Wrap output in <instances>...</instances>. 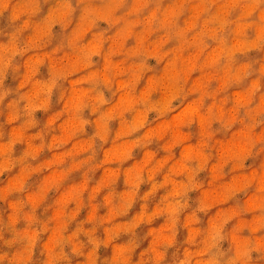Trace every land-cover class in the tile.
I'll list each match as a JSON object with an SVG mask.
<instances>
[{"label":"clouds","instance_id":"9594fccd","mask_svg":"<svg viewBox=\"0 0 264 264\" xmlns=\"http://www.w3.org/2000/svg\"><path fill=\"white\" fill-rule=\"evenodd\" d=\"M0 264H264V0H0Z\"/></svg>","mask_w":264,"mask_h":264}]
</instances>
